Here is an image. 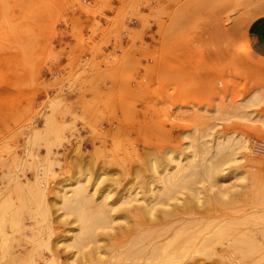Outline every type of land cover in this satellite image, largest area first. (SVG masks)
I'll list each match as a JSON object with an SVG mask.
<instances>
[{"label":"rangeland","instance_id":"374dc122","mask_svg":"<svg viewBox=\"0 0 264 264\" xmlns=\"http://www.w3.org/2000/svg\"><path fill=\"white\" fill-rule=\"evenodd\" d=\"M262 16L264 0H0V264L73 259L77 222L57 192L76 181L118 201L115 228L134 222L119 202L134 193L171 231L192 225L176 264H264V59L246 39ZM225 139L248 149L216 157ZM202 159L221 174L189 188L200 202L188 188L169 202L146 190Z\"/></svg>","mask_w":264,"mask_h":264},{"label":"bare ground","instance_id":"6f19581e","mask_svg":"<svg viewBox=\"0 0 264 264\" xmlns=\"http://www.w3.org/2000/svg\"><path fill=\"white\" fill-rule=\"evenodd\" d=\"M202 145H203V143L201 145L196 144V147L197 148L202 147L203 149L202 148L199 149V152H200V150H202V153H200V154H203V152L205 154V151L208 148L205 147V149H204V146H202ZM234 146H235V148H234ZM196 147L194 146V149H196ZM215 147H216L215 148L216 149L215 150L216 157H217V155H219V157L223 156L224 158L227 154H231L233 156L236 152V149H239V150L241 149L244 151L245 150L247 151V149H248V147L246 146L245 140H241V139H236L235 141L232 139L231 140L225 139L222 141H218L216 143ZM212 157H210L211 160H212ZM230 160H234V158L230 159ZM202 161H203V159L201 160V163L200 162H197L199 164L196 163L197 166L195 167V169L198 168V171L194 170V171H191V173H190V172H187L183 169V171L185 173L187 172L188 174H187V176H184V178L182 175L181 176L182 180L179 179L180 176H178V178L176 177L177 174L179 175L180 170H182V168H181L182 165L180 164V162H177L176 169H177V171H179V173H177L176 175L174 174L175 177L173 175L172 176H170V175L161 176V174H160L157 177V180L160 181L162 187L160 186L158 189H154V188H151L153 183H147L146 185H148V189L146 188V190L148 191V193L149 192L151 193L152 198H154V197L157 198L159 196L158 199H160V197H161L160 194L165 193L164 195H162V198L164 199V197L166 196L165 197L166 201L169 200V199H167L169 197H170V199L175 198L174 200H176L175 192L176 191L178 192V190H179V189L177 190L178 187L179 188L183 187V189L188 188V191L191 192L192 190L189 188H191V186L193 187L196 183L198 184V181L200 182L203 180H207L208 182H210V184L213 183L211 185L209 184L211 186V187H209V189L211 190V188L216 186L214 183V180L218 177L219 174H221V173H219L221 171L217 170L216 164H213L211 162L209 164H207V163L204 164ZM208 161H209V158H208ZM190 170H191V168H190ZM190 170L188 169V171H190ZM184 172H183V174H184ZM181 173H182V171H181ZM239 175L243 179H245V178L249 179L251 177V176L249 177L250 174L247 173L246 171H243ZM166 186H168V189H170V190H168ZM196 187H193V188H196ZM161 188H163V189H161ZM164 188H166L167 191ZM175 189H176V191H175ZM171 190L175 191V192L173 191L174 194H171V192H172ZM182 191L183 190L181 189V192ZM65 193H62L61 191L57 192V199L59 202L58 204L61 205L62 209H64V211L66 213L68 212L71 215H75L74 221L77 222V226H75L76 228L71 229V231H72V233H74V235H71L69 238H67L68 239L66 242L67 245L65 247L68 249L69 248L74 249L77 252H73V256H72L73 259H71V257L67 258V260L65 261V264H71V263L73 264V261L75 260L74 256L76 255L74 253H77V259L76 260H78V262H80L78 258H81L83 260L82 261L80 259L81 262L86 263V264H124V263H122V261L125 262L128 260H129V263H127V264H140V263H138V261L139 262L143 261L144 264H146V263L147 264H176L181 259L180 253L183 251H184V253L185 252L187 253V251L189 249V248L187 249V246L193 242L191 239L188 238V236L190 235L191 232L193 233V230H195V229H192V231H190L189 235H186L188 233L187 231H189V229L183 231V229H185L188 226H192V225L188 224V226L186 225V227L171 231L170 227H172V226H167L169 224L166 222V216H165L164 212H162V214H164V215L159 216L158 220L157 219L152 220L151 218L156 217L155 216V213H156L155 210H157V207H156V209L154 208L156 204L154 203L155 204L154 205L152 203V201H148L149 200L148 198H146V199L145 198H138L137 193H134V196H132V194H131V195H128L127 197L120 198L119 202H121V204L124 203L125 205H127L131 209L136 208L134 212H133V210H132V212H130L131 214L133 213L131 216H127L128 218L129 217L133 218L134 222H132L131 225H129L128 227H125L124 229L117 228V227L115 228L113 226L114 225L113 221L116 218H113V216H111V214H110V212L112 213V211H114L113 204L114 203L116 204L118 201L114 202L112 204L105 197H101L99 199H96L94 197L93 193L88 192L86 184H84L83 182H80V181H76L75 183L70 185V194L68 196ZM191 193L193 196L194 195L197 197L199 196V195H197L198 194L197 190H196V194H193L195 192H191ZM174 195H175V197H173ZM195 196L194 197L191 196L193 201L197 198ZM193 198H195V199H193ZM163 199H160V200H163ZM197 199L195 200V202L196 201L198 202L199 200H201L199 198H197ZM215 199H216V196H215ZM155 200H156V202H158L157 199H155ZM167 202H169V201H167ZM133 203H135V207L132 206ZM138 203H141V204H138ZM160 203H161V201H160ZM163 203H161V204H163ZM161 206L165 207L164 205H161ZM128 207H125V209L127 210ZM124 210L122 211L123 213H124ZM126 213H128V211ZM126 213H124L123 215H125ZM130 213H129V215H130ZM126 215H128V214H126ZM121 217H123V216H121ZM121 217H118V218H121ZM0 220H2V219L0 218ZM133 220L131 219V221H133ZM203 224L205 225V223H203ZM203 224H201L202 225L201 228H204L205 226H206L205 228H207V225L204 226ZM204 229H202V230H204ZM31 230L32 229L30 228V231ZM109 230H113V231L118 232V235H117L118 241L109 242V249H108L109 251L106 252V250H102V247H100V245H98V243L100 240L99 237L100 236L103 237V235L105 237V235L108 233ZM4 233H3V235H4ZM196 233L197 232H195V234ZM208 233H207V235L209 236L210 233L209 234ZM218 233H220V232H218ZM169 234H170V236H169ZM1 235L2 234H0V236ZM183 235H186V236H183ZM203 237H204V235H203ZM207 237H206V239L203 238L204 240H202V242H200L202 244H200L199 242H198V246L196 244L197 249L196 250L194 249L195 251H197L198 247L200 248V246L205 247L206 245L211 244L210 238H207ZM4 243H7V242L5 241ZM199 244H200V246H199ZM5 246L7 247V245H5ZM191 246H193V245H191ZM196 246H194V247L196 248ZM6 247H3V248H6ZM41 247H43V249H44V245H42ZM86 248H87V250H86ZM202 248L203 247H201V249ZM203 249H205V248H203ZM5 250H2V252L3 251L5 252ZM192 251L193 250L191 249L190 252H192ZM104 253H106L105 256H103ZM78 256H80V257H78ZM181 256H182V254H181ZM186 257H187V255H186ZM57 258H58L57 252H56V254L52 253L51 257L49 259H47L46 264H62L63 262H61V261H63V259L61 261H59ZM29 259L31 260V258L28 257L27 263L32 264V261H30L31 262L30 263ZM15 260H16V262L18 261V259H15ZM69 260H70V262L72 260L73 261L70 263V262H68ZM12 261H14V260H11L10 264H13ZM18 262H21V261L19 260ZM22 263H25V262L23 261ZM14 264H18V263H14Z\"/></svg>","mask_w":264,"mask_h":264},{"label":"crops","instance_id":"0c3cea01","mask_svg":"<svg viewBox=\"0 0 264 264\" xmlns=\"http://www.w3.org/2000/svg\"><path fill=\"white\" fill-rule=\"evenodd\" d=\"M250 53L259 59H264V16L252 21L246 32Z\"/></svg>","mask_w":264,"mask_h":264}]
</instances>
